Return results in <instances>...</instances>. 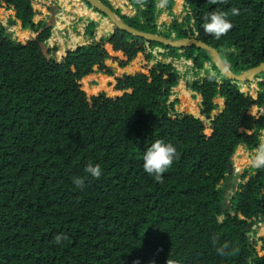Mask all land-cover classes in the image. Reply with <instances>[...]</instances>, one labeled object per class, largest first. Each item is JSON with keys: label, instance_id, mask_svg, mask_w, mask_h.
<instances>
[{"label": "trees", "instance_id": "16d2710c", "mask_svg": "<svg viewBox=\"0 0 264 264\" xmlns=\"http://www.w3.org/2000/svg\"><path fill=\"white\" fill-rule=\"evenodd\" d=\"M35 1L0 0V8L13 10L34 33L20 42L0 27V264H166L168 258L264 264L249 235L264 222V168L245 167L237 180L228 172L240 145L251 150L260 144L264 71L241 89L219 73L208 51L147 42L119 28L57 60L55 47L45 43L52 24L32 20ZM177 1L187 5L192 22L173 17L169 32L158 30L156 0H125L123 11H114L135 29L206 42L233 73L264 62V0ZM173 6L167 0L162 8ZM217 8L234 25L220 39L202 27ZM61 19L54 31L70 23L65 13ZM72 38L76 47L85 41ZM147 46L189 59L198 69L211 63L213 73L205 69L187 85L201 95L204 120L172 114L169 97L179 75L171 62L149 64ZM138 53L147 63L115 77L121 94L87 96L81 79L95 66L110 74L106 59L124 67ZM216 97L224 104L215 114ZM156 139L177 149L162 181L143 169V154ZM89 163L101 166L98 179L85 172ZM75 177L86 178L83 187L75 186ZM61 233L66 239L57 244ZM224 242L229 254L221 256L216 248Z\"/></svg>", "mask_w": 264, "mask_h": 264}, {"label": "crops", "instance_id": "0c3cea01", "mask_svg": "<svg viewBox=\"0 0 264 264\" xmlns=\"http://www.w3.org/2000/svg\"><path fill=\"white\" fill-rule=\"evenodd\" d=\"M72 1H74V0H71V6L73 4ZM124 2H125V0L122 1V5L123 6H124ZM179 2L183 3L182 1H179ZM57 3L58 2L56 0H37V1L33 2L32 3V7H33V10H34V15L38 16L36 22L39 21V20H44V21H46L48 23V21L51 19V17H54V16L56 17V14H52L48 9L55 7ZM174 3H175V1H174ZM63 4L64 3L62 2V9L64 11L63 13L66 12L65 14L68 17H70V23L69 24L65 23V26L62 29H57V30L54 31V29L56 27V24L58 22L64 23V20L61 19L60 16H58L59 19L56 17V19L54 21L51 19V22H50V24H52V32L50 34L51 35L50 40H51V42H55L54 43L55 45L59 46V51H63L62 56H64L65 52L67 51L66 48H69L68 51H70V50H72L70 48H72L74 46V44L76 43L73 40L72 36H74V35H78L79 36V35H82V33L84 35V31H85L87 36L90 37V39H92V40H90V42H91L93 40H97L98 38H100V36H99L100 34H97V30L98 29H103L104 30L107 27L104 23H102L101 19L99 18V15H100L99 12L90 10L88 8L89 11H87V12L89 14L87 16H85V14H84L82 16L83 17L82 18L81 17V14H82L81 12L75 10L72 7L71 8L73 10H71V9L67 10ZM78 4L81 5V3H78ZM85 6L88 7L87 5H85ZM81 7L82 6H80V8ZM116 8H118V7H116ZM119 8H122V10H123V8H125V6L122 7L121 5H119ZM36 10H38L37 11L38 14L36 13ZM171 11L172 10L163 8L160 11V13L158 14V17L156 19V24H160V23L163 24L165 22V20L167 18L162 19V15L167 16L170 19L174 15V13H173L174 11L173 12H171ZM13 13H14V11H13ZM47 14H48V16H47ZM33 18H34V16H33ZM33 18H32V20H33ZM14 20L16 21V23L18 22L19 26H21L19 20H17L15 17H14ZM98 20H100V21H98ZM91 22L93 24L95 23L94 31L92 30L93 26H92V29L91 28L88 29V26H89V24H91ZM157 27H159V26L157 25ZM24 30H26V29H24ZM87 31H89V32H87ZM110 31H111V27H110V29L106 30V33H104V36H106ZM91 34H92V36H91ZM83 35H82V37L84 38L85 35L84 36ZM104 36H101V37H104ZM22 42H24V41H22ZM82 43H84V42H81L80 44H82ZM82 45H84V44H82ZM146 52H150L151 55H152L151 60L148 62L149 64H153L156 61L168 62L169 60L174 59L172 56L167 55L165 53V50L163 48H161L160 46H153V47L147 46ZM175 57H177V56H175ZM177 58L180 59V57H177ZM104 63L110 68V70H112V72L116 69L117 74H114V75H116L115 77H117V76H121L123 74H132V73H134V70H135V68L137 66H139L141 64H145V63H147V61L145 60V57H144L143 53H138L136 55V57L134 59H132L124 67L118 66V64L112 62L110 59H106L104 61ZM181 64H182L183 67H180V73H182L183 69H185V72H186V69L188 68V66H190V67L193 66V62L191 60H190V63H188V61L185 62V63L183 61H181ZM190 64H192V65H190ZM190 67H189V69H190ZM203 69L204 70L207 69V66L204 67ZM201 76H203V75H201ZM109 77H110L109 74L100 71L95 66L91 73H89L88 75L84 76L81 79L82 89L86 92V94H90V96L91 95H95V94H97L95 90H97L101 86L106 85L105 83L107 82ZM179 80H181V79L178 78L176 85H174L172 87L170 97L177 96V95H179V96L180 95L181 96L182 95H184V96L187 95L188 98H190V100H189V103H190V101L192 99V96L194 95L195 96L194 100H196V104L200 106V102H201L200 93H198L196 91H193V90H190L187 85L183 86L179 82ZM84 84L86 85L87 89H85ZM184 91H187L188 94L185 95ZM119 94H121V91H119ZM119 94H117V95H119ZM219 98H220L219 103L215 102V99H217V97L214 99V102L216 104V109L215 110H219L223 106V98L222 97H219ZM185 104L187 106L190 105V104H188V102L185 103ZM251 150L247 149L244 145H240L238 147V149L236 150V152L234 153L236 158L240 159V163H236L235 162L236 165H234V164L232 165V174L234 176V178L232 180H234V179L237 180L238 179L237 178V174H239L245 167L251 166L248 163V161L250 159V157L248 155V151H249V154H250ZM231 160H232V158H231ZM231 164H232V162H231ZM241 167H242V170L239 171V168H241Z\"/></svg>", "mask_w": 264, "mask_h": 264}, {"label": "rangeland", "instance_id": "374dc122", "mask_svg": "<svg viewBox=\"0 0 264 264\" xmlns=\"http://www.w3.org/2000/svg\"><path fill=\"white\" fill-rule=\"evenodd\" d=\"M56 1L58 2L56 4V6L53 7V8H50L48 10L52 14H56L57 18H58V16L62 17V14L64 12L63 9H62V2L63 3L65 2L67 5H69L68 7H65L67 10H70V9L73 10L72 8H74L75 10L81 12L82 13L81 17L84 14H85V16H87L89 14L87 12V11H89V9H88V7L85 6L86 4L82 3L79 0L72 1V3H73L72 6H71V0H61V1L60 0H56ZM107 1L110 3L111 6L116 8V7H119V5L122 4L123 0H107ZM78 3H81V5L78 4ZM80 6H82V7L80 8ZM37 11L38 10H36V13L38 14ZM171 12H173L174 15L170 19L167 16L162 15V19H165V18H167V19L165 20V22L163 24L162 23L157 24L159 26L158 27L159 31H168L169 32L168 27L171 24V20H172L173 17H176L178 19V21H182L184 19V17H189V22L191 24L192 20L190 19V11H189L187 5L184 4V2L181 3V2H179L177 0H175L174 6H173V9H172ZM99 14H100L99 18L101 19L102 23H104L106 26L109 25V27H112V24L110 23V21L107 20V18L104 15H102L101 13H99ZM47 16H48V14H47ZM14 17L15 16H14L13 10H11V9H4L3 10V8H0V27L4 28L7 32L11 33L12 38H14V39H16L17 41H20V42L25 41L29 36H33L34 35V33L31 31V29L23 28L22 26H19L18 22L16 23V21L14 20ZM37 17H38L37 15H34L33 21L36 22ZM56 17L55 16L51 17V19L54 21L56 19ZM98 21H100V20H98ZM94 25H95V23L93 24V29L91 27V29L93 31H94ZM56 26H57V24H56ZM24 29H26V30H24ZM51 32H52V28H51ZM169 34H170L169 35L170 38L171 37L174 38L175 34L173 32H170ZM82 35H83V33H82ZM84 35L83 36H84L85 41L82 44L88 43V42H90V40H92V39H90V37L87 36L85 31H84ZM91 36H92V34H91ZM99 36L100 37L104 36V34L99 35ZM50 38H51V35L45 41V43H46V45L48 47H55V49H56L55 53H54L55 58L60 59L62 57V52L59 51V46L54 44L55 42H51ZM82 44L77 45V46L79 47ZM75 48H76V46H73L70 49H72V51H74ZM66 49H67V51L69 50V48H66ZM187 60L189 61L188 63H190V60L189 59H187ZM141 65H139V66H141ZM190 65H192V64H190ZM139 66H137L135 69H137ZM206 66H207V69H209L210 73H213L212 72L213 70L210 69L211 63L210 62H205L203 68L206 67ZM189 67L190 66H188V68L186 69V72H185L183 78L181 77V75L179 76L180 77L179 79H181V80H179V82L183 86L188 85V83L191 82L193 78L200 77L201 75H204V73H205L204 69H198V68L194 67L196 70H192V69H189ZM134 72H135V70H134ZM182 72H184V71H182ZM114 74H117L116 69L113 72L111 70V73L109 74L110 77L108 78L107 82L105 83L106 85L101 86L100 88L95 90L97 94L98 93H104V94H106L108 96H115V95L119 94V91L117 89H115V87H114V85H115V78L114 77L116 76ZM84 87H85V89H87L85 84H84ZM240 87H241V89H245L247 87V84H244L243 82H241L240 83ZM87 96L89 97L90 94H87ZM194 97L195 96L193 95L190 103H189L190 98H188L187 95L186 96L177 95V96L169 97V101L173 102L172 114L174 115V114H177V113H190V114H192L194 116H197V117H200L201 119L204 120L205 117L200 114V106L196 104V100H194ZM219 101H220V98L217 97V99H215V102L219 103ZM187 102L190 105L187 106L185 104ZM197 109H198V112H197V114H195ZM258 111L259 112L262 111V113H263L264 112V108H261ZM253 153L254 152L252 150H251L250 154H249V151H248V155H249L250 158H251V154H253ZM235 162L236 163H240V159H237L235 154H233V156H232V165L233 164L236 165ZM241 170H242V167L239 168V171H241ZM251 229H252V231L249 233V235H250V239L252 241L254 240L255 250L259 254L264 255V222H256V224H254L251 227Z\"/></svg>", "mask_w": 264, "mask_h": 264}, {"label": "clouds", "instance_id": "9594fccd", "mask_svg": "<svg viewBox=\"0 0 264 264\" xmlns=\"http://www.w3.org/2000/svg\"><path fill=\"white\" fill-rule=\"evenodd\" d=\"M143 2L144 0H137V3L143 4ZM209 2L213 5H217L224 4L226 0H209ZM166 3L167 0H159L158 6L164 7ZM231 14L239 15V10L232 8ZM228 15L229 13L227 11L221 10L220 8L211 11L204 17L205 22L202 24L204 31L213 35L216 39H220L234 26L229 21ZM176 158L177 149L173 144L167 143L163 139H156L143 154V169L145 173L154 175L157 181H162L163 174L172 166ZM248 163L253 168H264V138L261 139V142L255 149V152L251 154V158ZM85 172L90 174L92 178L98 179L102 174V169L99 164L94 165L89 163L85 167ZM85 179V177H75L73 183L77 188H80L84 186ZM64 239H66V236L63 233L58 234L55 237L57 244L61 243ZM228 247V243L224 242L216 248L217 254L221 256L228 255L229 253L226 251ZM166 264H180V261L168 258Z\"/></svg>", "mask_w": 264, "mask_h": 264}, {"label": "water", "instance_id": "95a60500", "mask_svg": "<svg viewBox=\"0 0 264 264\" xmlns=\"http://www.w3.org/2000/svg\"><path fill=\"white\" fill-rule=\"evenodd\" d=\"M85 2H86V4H89L92 7H94L97 10V12L104 15L107 18V20L110 21V23L112 24V27H111V31L107 35L111 34L115 28H119V29H122V30L130 33V34L139 36L142 39L146 40L147 42H156V43L163 44L165 46H170V47L192 46V47H196L198 49H204L210 53L212 60L215 63L219 73L223 77H225L231 81L237 82V83L252 80L256 74L264 71V62H260L258 65H255V66L247 69L246 71H243V72L237 73V74L233 73L224 65V62H223L219 52L214 47H212L211 45L207 44L206 42H204L202 40H199L196 38L173 39V38L164 37L163 35H161L159 33H151V32L141 31V30L135 29V28L123 23L120 20V18L116 15L114 8H112L110 5L104 4L101 0H85ZM50 22H51V19L48 21V24H50ZM93 41H95V40H93ZM93 41H91V42H93ZM86 44H89V42ZM79 47L77 46L74 51H76ZM74 51H72V50L66 51L64 56L66 54H68L70 52H74ZM64 56H62V57H64ZM62 57L60 59H57V60H61ZM223 104H224V100H223ZM222 108H223V106H222ZM221 109L215 110L214 113L216 114ZM228 172L229 173L232 172V164H229Z\"/></svg>", "mask_w": 264, "mask_h": 264}, {"label": "built area", "instance_id": "2783aa9c", "mask_svg": "<svg viewBox=\"0 0 264 264\" xmlns=\"http://www.w3.org/2000/svg\"><path fill=\"white\" fill-rule=\"evenodd\" d=\"M157 1V3H159V0H156ZM175 1V0H174ZM159 7V6H158ZM160 8V7H159ZM163 8L161 7L158 11H159V13H160V11L162 10ZM174 59H172V60H169L168 62H171V64H172V66L174 67V69L176 70V72L178 73V75L180 76L181 75V77L183 78L184 77V74H185V69H183L182 71H184V72H182V73H180V67H183L182 66V64H181V61H183L184 63L185 62H187L188 60L187 59H185L184 57H180V59L179 58H177V57H173ZM189 62V61H188ZM192 68V70H196L193 66H191L190 67V69ZM180 78V77H179ZM197 78H199V77H197ZM197 78H193L192 79V81L194 80V79H197ZM259 109H261V108H257V110H259ZM260 113H262V111H260ZM264 130H261L260 131V133H259V139H260V142H261V139L262 138H264ZM257 148V147H256ZM256 148H254V149H252V151L253 152H255V149Z\"/></svg>", "mask_w": 264, "mask_h": 264}]
</instances>
